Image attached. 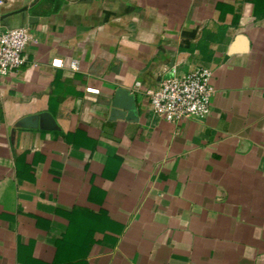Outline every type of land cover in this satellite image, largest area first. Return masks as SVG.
<instances>
[{"label": "crops", "instance_id": "1", "mask_svg": "<svg viewBox=\"0 0 264 264\" xmlns=\"http://www.w3.org/2000/svg\"><path fill=\"white\" fill-rule=\"evenodd\" d=\"M18 25L0 264H264V0H0ZM199 66L207 117H158L145 90ZM119 87L136 120L111 115ZM43 112L54 129L18 125Z\"/></svg>", "mask_w": 264, "mask_h": 264}, {"label": "built area", "instance_id": "2", "mask_svg": "<svg viewBox=\"0 0 264 264\" xmlns=\"http://www.w3.org/2000/svg\"><path fill=\"white\" fill-rule=\"evenodd\" d=\"M31 41L27 26L0 28V76L12 74L25 63L24 52ZM52 65L60 66L61 62L53 60ZM71 66L76 68L74 63ZM211 76L208 68L199 66L188 73L173 74L161 80L156 87L145 90V94L153 112L168 122L203 120L211 110ZM135 86L140 83L136 82Z\"/></svg>", "mask_w": 264, "mask_h": 264}, {"label": "water", "instance_id": "3", "mask_svg": "<svg viewBox=\"0 0 264 264\" xmlns=\"http://www.w3.org/2000/svg\"><path fill=\"white\" fill-rule=\"evenodd\" d=\"M111 115L125 118L127 120H136L137 111L135 96L130 90L117 88L111 102ZM18 125L25 128L40 127L44 130H52L56 127L53 117L43 112L40 115H29L19 120Z\"/></svg>", "mask_w": 264, "mask_h": 264}]
</instances>
